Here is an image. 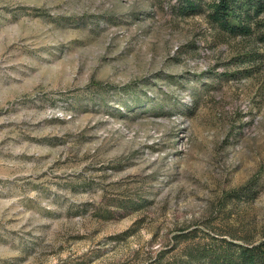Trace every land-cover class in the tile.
<instances>
[{
  "label": "rangeland",
  "instance_id": "374dc122",
  "mask_svg": "<svg viewBox=\"0 0 264 264\" xmlns=\"http://www.w3.org/2000/svg\"><path fill=\"white\" fill-rule=\"evenodd\" d=\"M219 1L0 0V264H210L261 236L264 0L248 36Z\"/></svg>",
  "mask_w": 264,
  "mask_h": 264
},
{
  "label": "trees",
  "instance_id": "16d2710c",
  "mask_svg": "<svg viewBox=\"0 0 264 264\" xmlns=\"http://www.w3.org/2000/svg\"><path fill=\"white\" fill-rule=\"evenodd\" d=\"M255 1V0H253ZM257 2V1H256ZM249 2L244 0H220L218 5H215L214 13L221 19L222 26L228 29L231 33L240 31L244 36L250 34L249 25L245 24V20L250 17H242L239 10H243L244 6ZM188 6L192 9L196 8L195 3L188 2ZM236 7H238L236 9ZM239 9V10H238ZM231 19L230 25L228 20ZM233 251L214 254L208 257L210 264H264V230L257 239L246 240L242 245H234Z\"/></svg>",
  "mask_w": 264,
  "mask_h": 264
}]
</instances>
